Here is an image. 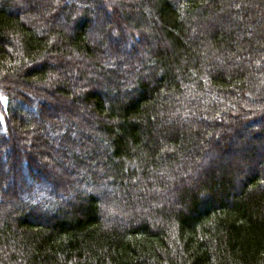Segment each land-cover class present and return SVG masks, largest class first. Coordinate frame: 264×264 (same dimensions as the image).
I'll return each instance as SVG.
<instances>
[{
  "label": "trees",
  "instance_id": "16d2710c",
  "mask_svg": "<svg viewBox=\"0 0 264 264\" xmlns=\"http://www.w3.org/2000/svg\"><path fill=\"white\" fill-rule=\"evenodd\" d=\"M0 264H264V0H0Z\"/></svg>",
  "mask_w": 264,
  "mask_h": 264
},
{
  "label": "rangeland",
  "instance_id": "374dc122",
  "mask_svg": "<svg viewBox=\"0 0 264 264\" xmlns=\"http://www.w3.org/2000/svg\"><path fill=\"white\" fill-rule=\"evenodd\" d=\"M30 18H34V17H30ZM42 162H43V161H42ZM10 183H11V184H10ZM9 185L13 186L11 181L9 182Z\"/></svg>",
  "mask_w": 264,
  "mask_h": 264
}]
</instances>
